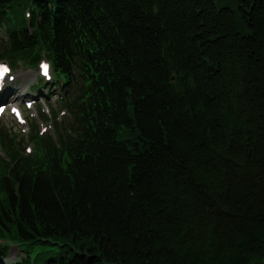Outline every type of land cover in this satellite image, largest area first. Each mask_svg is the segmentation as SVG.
Returning <instances> with one entry per match:
<instances>
[{
	"label": "trees",
	"instance_id": "trees-1",
	"mask_svg": "<svg viewBox=\"0 0 264 264\" xmlns=\"http://www.w3.org/2000/svg\"><path fill=\"white\" fill-rule=\"evenodd\" d=\"M0 32L57 89L0 124V264H264V0H0Z\"/></svg>",
	"mask_w": 264,
	"mask_h": 264
},
{
	"label": "rangeland",
	"instance_id": "rangeland-1",
	"mask_svg": "<svg viewBox=\"0 0 264 264\" xmlns=\"http://www.w3.org/2000/svg\"><path fill=\"white\" fill-rule=\"evenodd\" d=\"M217 7L220 6H229L234 8L236 0H213ZM1 35V32H0ZM12 75L14 76L13 81H9L8 86H12V91L7 93L9 94L8 99H6V95L2 96L1 103L4 107L0 110V124L5 126L6 128L11 129L12 132L18 131L22 136L28 133V127L30 126L33 118H36V110L38 105L41 110L47 111L46 104H43L44 98L41 97L46 92L51 91L53 93L57 92L55 86L51 87H41L36 88L34 85L37 83L36 81V73L35 70L30 68H25L22 65H17L16 68H12ZM12 82V83H10ZM9 86V87H10ZM19 88L18 92L16 89ZM24 93V94H23ZM16 97V99H14ZM24 97V98H23ZM56 95L51 94L47 98L50 102V106L57 109V104L55 102ZM39 128L42 127L49 129L51 131L50 125L43 124L38 121ZM31 146L29 144L28 149ZM9 253L7 257L1 262V264H14L15 259H19V249L16 246L14 241H9ZM59 242L52 245H36L31 253L35 254L44 249H56L62 248L59 246ZM68 246H65L67 248Z\"/></svg>",
	"mask_w": 264,
	"mask_h": 264
},
{
	"label": "snow or ice",
	"instance_id": "snow-or-ice-1",
	"mask_svg": "<svg viewBox=\"0 0 264 264\" xmlns=\"http://www.w3.org/2000/svg\"><path fill=\"white\" fill-rule=\"evenodd\" d=\"M43 67V69H44V72H45V75H47V65H43L42 66ZM7 71V69L6 68H3L2 66H0V75H2L3 74V72H6Z\"/></svg>",
	"mask_w": 264,
	"mask_h": 264
},
{
	"label": "bare ground",
	"instance_id": "bare-ground-1",
	"mask_svg": "<svg viewBox=\"0 0 264 264\" xmlns=\"http://www.w3.org/2000/svg\"><path fill=\"white\" fill-rule=\"evenodd\" d=\"M5 95H6V99H8L9 94H7V93H2V94H0V99L2 98V96H5ZM14 99H16V97H14Z\"/></svg>",
	"mask_w": 264,
	"mask_h": 264
}]
</instances>
